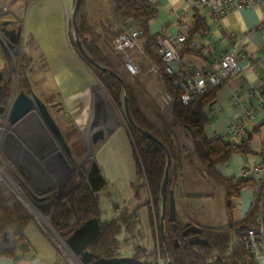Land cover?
I'll return each instance as SVG.
<instances>
[{
  "label": "crops",
  "instance_id": "obj_1",
  "mask_svg": "<svg viewBox=\"0 0 264 264\" xmlns=\"http://www.w3.org/2000/svg\"><path fill=\"white\" fill-rule=\"evenodd\" d=\"M153 1L157 5V12L147 28V35L151 38H156L161 30H164L168 36H174L181 31L187 37V30L193 25V16L198 15L204 20L202 31L190 39L194 41L195 45H185L180 50L178 63L180 68L189 69L192 66L200 69L206 67L222 52L236 44L235 55L241 72L223 80L218 85L213 91L212 102L208 104L203 113L206 120L204 135L209 139L221 137L226 140H235L239 138L230 135L228 129L232 123L243 117H245L244 132L254 130L248 144L250 153H234L226 162L214 167L218 176L230 178L233 181L250 178L255 183L254 186L244 187L239 192V196L231 199L232 220L239 222L252 207L259 186L262 187L261 195L263 197L257 206L264 209V0H260L252 7L225 13L219 20L213 19L209 9L196 5L194 0ZM9 2L17 9V12L28 8L31 21L35 19L31 22L36 26L35 30L31 31L30 28L29 30L32 34L40 32L43 37L42 40H38L41 37L36 33L35 44L41 49H47V51L44 49L47 55L46 65L52 73L57 72L56 80H59V82L56 81L57 85L77 83L78 78L73 67L77 66L78 68L84 63L70 44L69 30L67 31L69 29L67 20L72 13L73 0H9ZM82 6L88 24L92 26L93 37L98 41L97 46L101 53L104 55L106 52L112 53L109 41L118 36L114 37L113 34L120 27L123 21L122 17L111 13V0H83ZM64 31H67L66 35H64ZM140 43L143 50L141 55H135V51L113 52L112 54H121L126 61L132 59L137 70L133 74V79L141 89H144L146 80L155 89L163 88L161 74H151L148 71L150 65L159 66L160 64L144 58L146 49L141 39ZM153 49L159 58L155 48H152V51ZM158 62L160 63V58ZM131 87L133 86L131 85ZM258 95L263 98V101ZM234 97L237 101L233 100ZM140 109L144 114V109ZM177 130L180 135H183L180 129ZM104 133V138L98 143L95 154L96 163L102 170L107 184L111 185L114 192L118 194L115 195L116 198L122 201L121 210L124 207L134 209L137 206V199L133 196L131 183L135 178V168L128 137L124 128L119 124L106 128ZM184 156L186 160L182 161L180 167L186 166L187 169L198 172L199 176H206L208 183L214 182L219 187L217 191L212 192L221 195V197L220 199L207 197L216 208L210 209L209 215L201 214L204 224L199 218L195 219L196 213L189 208L190 203H186V199L182 201L179 208L177 198H175L176 214L180 211L184 220L187 217L188 221L200 223L210 229H226L228 219L222 187L204 173L190 151ZM184 156L182 155V157ZM209 188L211 189V187ZM136 214L140 222L139 232L141 237H144L143 241L138 237L137 242L145 243L150 247L152 243L148 211L145 208L139 209ZM234 227L230 230V238L234 233ZM24 235L31 245L29 252L16 259L1 260L0 264H59L56 255L45 243L42 235L36 231L31 220L24 228ZM231 242L232 240H229V249L236 246ZM38 258L39 261H37Z\"/></svg>",
  "mask_w": 264,
  "mask_h": 264
},
{
  "label": "rangeland",
  "instance_id": "obj_2",
  "mask_svg": "<svg viewBox=\"0 0 264 264\" xmlns=\"http://www.w3.org/2000/svg\"><path fill=\"white\" fill-rule=\"evenodd\" d=\"M19 12L11 5L9 0H0V18L13 19L14 24L21 30L16 47H10L5 43L7 50L4 51L0 45V183L29 216L36 231L42 235L45 243L56 255V260L60 264H80L78 259L70 254L62 238L51 227L50 213L52 207L57 202L63 201L78 192L80 184L75 183V181L82 176L84 184L89 166L92 163L97 165L95 154L98 149V143L104 136L92 146V133L99 129L105 130L118 124L126 132V122L129 121L127 120L125 110L123 111L122 106L116 105L110 99L102 83L85 62L93 66L95 65L86 61L80 52L78 57L84 64H81L78 68L77 66L73 67L78 78L77 83L57 85V82H59V80H56L57 72L52 73L46 65L47 49L44 48L45 51L35 44V35L38 34L41 37V34L40 32H36L37 34L31 33L32 30H35L34 27H36L31 23L35 19L31 21L28 8ZM67 22L68 27L72 26L67 31L69 30V33H72L71 16L68 17ZM41 25H43V22H41ZM67 31H64V35H66ZM42 39L43 37L38 38V40ZM10 44L12 45V43ZM111 52L115 51L111 49ZM112 53L106 52L105 54L116 72L110 70L117 74L120 80L115 79L119 82H123V78L128 84L133 86L134 97L138 105H136L137 109H144L145 118L153 127L170 126L172 123L171 117H169L170 105L165 110H161L157 104V101L162 99L164 92L169 93L165 88H153L148 84V80H146L145 90L141 89L134 81L133 74H130L127 70L125 57L121 54L120 56L118 54L113 55ZM22 56L29 58L24 71L20 69L23 63ZM144 58L160 64L157 60H151L146 53L144 54ZM7 59H9V63ZM92 61L95 62L93 59ZM9 70L11 71L12 86L10 94L6 96L1 82L5 80ZM104 72L108 74L107 71ZM162 74L165 73H161V76ZM54 75H56V78ZM21 80L29 84L27 86L29 88L28 91L22 88ZM161 81L163 82L162 78ZM20 91L29 97L33 94L42 101L70 149V155L65 152L58 139L52 134V131L46 126L42 118H40L36 108H33L13 123L8 121L6 112L9 111ZM161 93L162 95L159 98ZM139 111L141 112V109ZM104 130L103 134L105 135ZM181 131L185 137L183 139L179 137V146L184 156L189 151L191 152V145L185 130ZM77 140H81L85 149V153L81 157H76L71 153V146ZM128 141L130 143L129 137ZM185 160L186 157H182L181 163ZM19 168L25 172L20 171ZM101 175L103 176L102 170ZM134 180L135 184L140 182L139 178L135 177ZM134 180L132 183H134ZM176 180L177 186L174 197L177 198L179 208L182 201L186 199V203H190L189 208L192 209V212L196 213L195 219L199 218L201 223L204 224L201 214L209 215L210 209L216 208L214 203L208 200L207 197L220 199L221 195H216V193L212 192L217 191L219 187L214 182L208 183L206 176H199L198 172L187 169L186 166L179 168L176 173ZM143 188V190L140 189L138 197L133 195L137 199V206L134 209L141 210L145 208L147 211L148 209L152 211V197L149 195L147 184ZM115 195L118 194L108 184L105 189L98 192L101 210L99 218L101 220L115 218L116 212L121 211L120 206H122V201L118 200ZM47 203L48 206L45 208L41 209L38 207V205L44 206ZM177 216L180 221L184 220L180 211ZM186 219L188 218L186 217ZM194 223L197 224V222ZM159 224L160 219L158 226L157 224L154 226L155 237L152 239L156 248L155 260L156 264H167V261L161 257L158 248L159 241L156 235L158 233L161 234ZM198 225L201 224L198 223ZM201 226L207 228L205 225ZM235 229L236 227H234ZM128 237L129 235L125 233L118 235L117 238L120 244L117 249V257L132 256V244L133 241L137 242L139 235L135 233L133 239H129ZM234 237L236 238L235 235ZM229 240H232L230 236ZM225 254H227V251ZM39 260L38 258L37 261Z\"/></svg>",
  "mask_w": 264,
  "mask_h": 264
},
{
  "label": "trees",
  "instance_id": "obj_3",
  "mask_svg": "<svg viewBox=\"0 0 264 264\" xmlns=\"http://www.w3.org/2000/svg\"><path fill=\"white\" fill-rule=\"evenodd\" d=\"M74 2V0H73ZM112 14H118L122 17L120 27L113 34L114 37L121 34L127 28V21L142 31L140 39L146 49V54L151 60L159 61V58L152 51L154 48L155 37L151 38L147 34V28L150 21L155 17L157 5L153 0H111ZM83 0L76 14V34L69 33L70 44L79 56L78 48L75 44V38H78L86 54L96 63L105 66L113 71V65L109 58L101 53L98 48V41L93 37L92 26L88 24L86 16L82 9ZM126 21V22H125ZM204 20L198 16H193V25L187 30L188 41L195 35L199 34L204 27ZM72 28V26H70ZM69 27V28H70ZM113 37V38H114ZM112 38V39H113ZM112 40L109 41L111 45ZM2 50V49H1ZM21 70L24 71L29 58L22 56ZM9 63V59H7ZM86 65L94 72L96 77L102 83L110 99L118 106H122L123 99L126 95L128 102V113L132 123L126 122V133L130 139L131 156L135 163V177L139 178L138 184L132 183L131 187L134 195L138 197L140 189L143 190L145 184L148 186L149 195L152 197V211L148 209V220L151 227V242L149 247L147 244L133 241L132 256L144 262L145 264H156V248L154 226L159 221V209L161 203L160 187L164 177V171L167 160L169 158L170 165L168 169V178L166 190L176 188V173L180 168L182 160V152L179 146V137L184 138V134L177 133V129L185 130L191 145V154L198 161L204 173L211 179L216 181L224 191L225 210L228 219L226 229L210 232V239L215 243L219 240L221 250L218 252L219 259L223 260V264H257L253 262L251 256L247 254L241 246L231 248V254H225L229 247V235L232 227L239 229L241 227H249L254 223L257 206L261 202L262 187L259 186L254 198L252 207L245 213L239 222H233L231 199L239 196V192L247 186H254L255 183L250 179H240L233 181L230 178L218 176L214 167L222 164L234 153H250L249 142L254 130L244 132V134L235 140H226L221 137L207 138L204 135V125L206 124L204 109L213 100V91L218 87L209 88L201 96L191 100L187 104H182L179 100L175 75L162 74L165 90L172 96L169 106V117L172 123L170 126L162 125L160 128L153 127L145 118L144 114L137 109V102L134 92L130 84L125 81L119 82L114 77L109 76L103 70L91 65ZM116 72V71H115ZM5 95H9L11 91V71L7 73L5 80L1 82ZM22 88L29 90V84L21 80ZM143 129L152 134L160 143H162L167 151L155 142L147 139L141 131ZM71 153L76 157H81L85 153L84 145L81 140L73 143ZM83 177L75 181L77 184L83 183ZM107 182L101 175L100 168L92 163L86 176L83 186L75 194L69 196L63 201H59L53 205L50 213V224L52 229L59 237L65 240L78 226L91 218H97L99 222L100 232L94 242L88 245V251L103 258L117 257V249L119 248L118 235L125 233L129 235V239H133L135 233L141 237L139 232L140 222L137 219V209L124 207L120 212H116V217L109 220H101L100 205L98 192L105 189ZM144 198V197H143ZM30 218L22 209V207L9 195L0 183V261L12 260L29 252L31 245L24 235V228ZM165 240L163 244L161 235H156L159 243L158 248L160 255L167 262L172 264H206L205 259L196 258L191 248H175L171 241L173 237L172 229L169 222L164 225ZM215 255L212 256V259ZM219 263V260H218ZM58 264V263H57ZM60 264V263H59Z\"/></svg>",
  "mask_w": 264,
  "mask_h": 264
},
{
  "label": "built area",
  "instance_id": "obj_4",
  "mask_svg": "<svg viewBox=\"0 0 264 264\" xmlns=\"http://www.w3.org/2000/svg\"><path fill=\"white\" fill-rule=\"evenodd\" d=\"M194 2L198 6L208 8L213 19L219 20L225 13L252 7L260 0H194ZM141 34V30L136 29L131 22L127 21L126 30L112 40L113 51L116 53L135 51V55H141L143 51L140 43ZM185 45L194 46L195 43L191 40L188 41L185 33L181 31L174 36H168L164 30H161L154 41V48L160 58V65L152 64L148 67L151 74L165 73L178 77L176 83L179 90L178 97L183 104H187L204 94L209 88L216 87L223 80L241 72L235 55L236 44L235 46L232 45L227 51L222 52L206 67L200 69L192 66L189 69H182L178 66L179 53ZM125 64L130 73H136V66L132 59H128ZM161 95L162 93L159 98ZM259 98L263 101V98ZM233 100L237 101L235 97ZM171 101V96L164 92L162 99L157 101V104L161 110H165ZM244 129L245 117L232 123L228 133L240 137ZM233 234L231 236L232 245L241 246L251 256L253 262L264 264V209L257 210L253 225L235 229ZM230 254L231 249L227 251V255Z\"/></svg>",
  "mask_w": 264,
  "mask_h": 264
},
{
  "label": "water",
  "instance_id": "obj_5",
  "mask_svg": "<svg viewBox=\"0 0 264 264\" xmlns=\"http://www.w3.org/2000/svg\"><path fill=\"white\" fill-rule=\"evenodd\" d=\"M81 0H75L72 8V13H71V24L73 25L74 33L76 34V14L77 11L80 7ZM3 24H6L4 22ZM10 32H12L16 38L20 36L21 30L18 28L16 31L14 29H11ZM5 40V39H4ZM15 43L17 42L16 40L14 41L13 39L9 38V41L6 39L5 43H7L10 47L12 45L10 43ZM5 43L3 44L1 39H0V45L2 46L3 49H5ZM75 44L82 55V57L88 61L89 63H93L96 67L102 69L103 71H107L109 75H111L114 78H117L120 80V78L115 74L113 71L110 69L101 66L100 64H97L92 61V59L87 56L85 53L81 42L78 38H75ZM33 108H36L39 113L41 114L42 118L44 119L45 123L48 125L49 129L52 131L54 136L58 139L60 145L63 147L65 152L70 155V149L68 148L67 144L65 143L62 135L58 131L52 117L48 113L46 107L40 101L36 96L32 94L31 97L27 96L24 94L22 91H20L17 96L15 101L12 103L11 107L9 108L8 111V121L13 123L15 122L18 118L22 117L23 115L27 114L30 110ZM124 110L125 114L127 117V120L129 123H132L130 120V117L128 115L127 111V98L126 95L124 94ZM141 133L148 138L149 140L155 142L158 144L160 147H162L165 151V147L162 143H160L152 134L146 130L140 129ZM103 130L99 129L95 132L92 133V146L96 144L99 140L103 138ZM167 153V151H166ZM170 165V160L168 158L165 171H164V177L162 179L161 187H160V195H161V206H160V232H161V240L162 243L165 244V234H164V222H165V202L167 199V220L168 221H174L175 220V214H176V209H175V197H174V192L172 189H169L166 193V183H167V178H168V169ZM20 171L25 172L23 169L19 168ZM83 185L80 184L78 186L81 188ZM167 196V198H166ZM48 206V203L45 204L44 206L38 205L39 208H45ZM100 232L99 229V222L97 218H91L82 223L79 227H77L65 240H63V243L67 246L69 249V252L72 256L78 259V262L80 264H145L144 262L136 259L135 257H112V258H103L99 257L96 254H93L88 251V245L94 242ZM167 264H172L171 262H167ZM207 264H213L212 262H208Z\"/></svg>",
  "mask_w": 264,
  "mask_h": 264
},
{
  "label": "flooded vegetation",
  "instance_id": "obj_6",
  "mask_svg": "<svg viewBox=\"0 0 264 264\" xmlns=\"http://www.w3.org/2000/svg\"><path fill=\"white\" fill-rule=\"evenodd\" d=\"M4 22H6V24H3ZM11 29H14L15 31L18 29V26L14 24V20L1 17L0 18V39L3 44L5 43L6 39L9 41V38L13 39L14 41L16 40L17 42L15 43L11 42L12 47L13 46L16 47L18 45L20 36L16 38V36L12 32H10ZM3 50L6 51L7 49L5 48ZM38 114L40 115V118H42L39 111H38ZM42 120L44 121L43 118ZM46 126L48 125L46 124ZM160 206H161V203H160ZM167 218L168 216H167V199H166L164 225L166 222L170 223L172 234H173L171 241L174 244V247L176 249L177 248L180 249L184 247L191 248V251L194 253L195 257L205 259L206 264L208 262H212L213 264H223V260L222 259L220 260L219 259L220 257L218 255V252H220L221 250L220 241L216 240L214 243L210 239V232L219 231V230L202 227L201 225L195 224L192 221L190 222L187 219L180 221L177 214H175L174 221H168ZM213 255H215V257L212 259ZM218 260H219V263H218Z\"/></svg>",
  "mask_w": 264,
  "mask_h": 264
},
{
  "label": "bare ground",
  "instance_id": "obj_7",
  "mask_svg": "<svg viewBox=\"0 0 264 264\" xmlns=\"http://www.w3.org/2000/svg\"><path fill=\"white\" fill-rule=\"evenodd\" d=\"M94 86V85H93ZM100 90V89H99ZM100 93H101V91H100ZM85 95H86V93H85ZM99 95H101V94H99ZM86 98H87V95H86ZM99 98V97H98ZM91 100V99H90ZM101 101V100H100ZM101 104L103 105V103L101 102ZM102 110V109H101ZM6 115H8V112H6ZM10 126V125H9ZM90 149V148H89Z\"/></svg>",
  "mask_w": 264,
  "mask_h": 264
}]
</instances>
